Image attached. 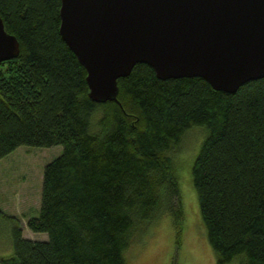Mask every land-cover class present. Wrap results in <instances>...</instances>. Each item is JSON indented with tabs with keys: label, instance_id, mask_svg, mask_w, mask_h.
Listing matches in <instances>:
<instances>
[{
	"label": "trees",
	"instance_id": "16d2710c",
	"mask_svg": "<svg viewBox=\"0 0 264 264\" xmlns=\"http://www.w3.org/2000/svg\"><path fill=\"white\" fill-rule=\"evenodd\" d=\"M61 0H0L19 55L0 62V159L21 145H62L45 164L40 207L1 264H126L136 232L172 215L181 244L185 212L168 153L194 125L207 136L192 182L217 264H264V77L233 93L202 77L159 79L137 63L117 101L88 96L86 70L59 33Z\"/></svg>",
	"mask_w": 264,
	"mask_h": 264
},
{
	"label": "water",
	"instance_id": "95a60500",
	"mask_svg": "<svg viewBox=\"0 0 264 264\" xmlns=\"http://www.w3.org/2000/svg\"><path fill=\"white\" fill-rule=\"evenodd\" d=\"M59 16L95 102L117 101L118 79L137 63L230 93L264 77V0H61ZM19 52L0 16V62Z\"/></svg>",
	"mask_w": 264,
	"mask_h": 264
},
{
	"label": "rangeland",
	"instance_id": "374dc122",
	"mask_svg": "<svg viewBox=\"0 0 264 264\" xmlns=\"http://www.w3.org/2000/svg\"><path fill=\"white\" fill-rule=\"evenodd\" d=\"M207 132L206 126H191L178 147L168 153L181 184L185 212L181 244L176 243L172 215L165 212L136 232L125 252L126 264H217L192 182L193 164ZM62 149L60 144L50 147L21 145L0 159V208L19 218L25 238L47 239L46 233L30 230L26 221L37 216L39 211L43 168L60 155ZM12 226L9 219L0 218V259L13 253ZM239 261L240 258H236L230 264H239Z\"/></svg>",
	"mask_w": 264,
	"mask_h": 264
}]
</instances>
